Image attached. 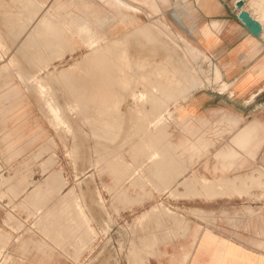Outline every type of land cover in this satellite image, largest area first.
Masks as SVG:
<instances>
[{
  "label": "rangeland",
  "instance_id": "374dc122",
  "mask_svg": "<svg viewBox=\"0 0 264 264\" xmlns=\"http://www.w3.org/2000/svg\"><path fill=\"white\" fill-rule=\"evenodd\" d=\"M98 3L104 5V1ZM119 4L114 1V6ZM256 5L264 22V0H257ZM125 20L122 23L115 14L105 18L104 9L88 0H62L52 5L38 0H0V113H11L16 122L29 115L37 129L43 130H34L31 136L32 174L20 175L23 170L18 167L0 175V264H152L159 258L162 233L169 240L170 227H177L179 233L187 227L182 225L184 217L201 216L200 210L179 204L200 205L203 200L216 199V194L200 192L216 183L184 177V162L171 138L175 107L186 98L167 90L173 84L182 88L190 78L168 79L164 86L153 88L154 77L179 75L183 49L168 31L154 36L146 27H138L135 17ZM136 34L137 40H128ZM193 58L198 68H193L195 76L201 71L202 78L210 79L212 65L206 58L203 63L195 55ZM91 66L96 70L105 67L102 74L106 76ZM214 82H220L217 72ZM100 84L107 87L103 91L101 86L100 91L105 92L101 98ZM10 139L23 140L18 133ZM22 164V169L29 165ZM56 171H61L62 178ZM51 175L57 179L52 180ZM48 181H53L51 187L57 186L55 190ZM190 182L195 184V192L188 191L193 188L186 186ZM48 186L51 192H46ZM173 219L179 223L170 226Z\"/></svg>",
  "mask_w": 264,
  "mask_h": 264
},
{
  "label": "crops",
  "instance_id": "0c3cea01",
  "mask_svg": "<svg viewBox=\"0 0 264 264\" xmlns=\"http://www.w3.org/2000/svg\"><path fill=\"white\" fill-rule=\"evenodd\" d=\"M38 1L52 5L62 0ZM88 1L103 8L104 16L119 14L122 23L135 17L137 26L148 25L154 36L161 31L174 36L183 49L181 74L154 77L153 87L164 86L167 79L190 78L183 90L175 84L167 90L186 98L175 107L171 138L184 162V177L216 183L200 190L208 196L216 194L215 200L179 204L200 210L201 216L184 217L182 225L187 227L179 233L173 226L179 222L173 219L169 240L161 234L159 258L152 264H264V25L262 34L254 36L239 20L237 8L243 1V10L257 20V0ZM114 1L120 4L114 6ZM194 55L212 65L210 79L202 78L201 71L197 72L201 76H195ZM216 72L219 83L214 82ZM11 116L0 113V175L19 167L20 175L29 176L33 171L31 136L34 130H43L29 115L17 122ZM15 133L23 138L19 143L9 140ZM194 185L188 191L195 192Z\"/></svg>",
  "mask_w": 264,
  "mask_h": 264
},
{
  "label": "bare ground",
  "instance_id": "6f19581e",
  "mask_svg": "<svg viewBox=\"0 0 264 264\" xmlns=\"http://www.w3.org/2000/svg\"><path fill=\"white\" fill-rule=\"evenodd\" d=\"M14 1H15V0H14ZM25 1H26V0H25ZM31 1H32V0H31ZM34 2H35V1H34ZM34 2H32V3H34ZM82 2H83V1H82ZM118 2H119V1H118ZM118 2H117V3H118ZM16 3H17V2H16ZM32 3H31V6H32ZM259 3H260V2H259ZM11 4H12V3H11ZM84 4H85V3H84ZM252 4H253V3H252ZM22 5H23V4H22ZM60 5H61V4H60ZM74 5H75V4H74ZM246 5H247V4H246ZM28 6H30V5H28ZM33 6H34V5H33ZM36 6H37V5H36ZM249 6H251V4H250ZM34 7H35V6H34ZM38 7H39V6H38ZM88 7H89V6H88ZM43 8H44V7H43ZM3 9H4V8H3ZM26 9H27V7H26ZM32 9H33V8H32ZM32 9H31V10H32ZM37 9H38V8H37ZM44 9H45V8H44ZM62 9H63V8H62ZM262 9H263V8H262ZM13 10H14V9H13ZM27 10H30V9H27ZM39 10H42V9H39ZM39 10H38V11H39ZM21 11H22V10H21ZM23 11H24V10H23ZM23 11H22V12H23ZM45 11H46V10H45ZM142 11H143V10H142ZM11 12H12V11H11ZM41 12H42V11H41ZM193 12H194V11H193ZM4 13H5V12H4ZM20 13H21V12H20ZM23 13H24V12H23ZM30 13H31V12H30ZM35 13H36V12H35ZM39 13H40V12H39ZM42 13H43V12H42ZM8 14H9V13H8ZM17 14H18V13H17ZM24 14H25V13H24ZM37 14H38V12H37ZM40 14H41V13H40ZM45 14H46V13H45ZM53 14H54V13H53ZM55 14H56V13H55ZM98 14H99V13H98ZM255 14H257V13H255ZM255 14H254V15H255ZM14 15H15V14H14ZM18 15H19V14H18ZM91 15H93V14H91ZM146 15H147V14H146ZM257 15H258V14H257ZM262 15H263V14H262ZM84 16H85V15H84ZM118 16H119V14H118ZM252 16H253V15H252ZM34 17H35V16H34ZM36 17H37V16H36ZM85 17H86V16H85ZM106 17H107V16H105V18H106ZM142 17H143V16H142ZM255 17H256L257 21H259L262 25H264V22L262 21L261 15H260V16H255ZM9 18H10V17H9ZM15 18H16V17H15ZM63 18H64V17H63ZM103 18H104V17H103ZM122 18H123V17H122ZM143 18H144V17H143ZM143 18H142V19H143ZM260 18H261V19H260ZM1 19H2V17H1ZM20 19H22V18H20ZM47 19H48V18H47ZM86 19H88V18H86ZM254 19H255V18H254ZM15 20H16V19H15ZM17 20H18V19H17ZM24 20H25V19H24ZM29 20H31V19H29ZM61 20H62V19H61ZM110 20H111V19H110ZM5 21H6V20H5ZM11 21H12V20H11ZM13 21H14V19H13ZM25 21H26V20H25ZM42 21H43V20H42ZM3 22H4V20H3ZM9 22H10V21H9ZM30 22H31V21H30ZM81 22H82V21H81ZM108 22H109V20H108ZM123 22H124V21H123ZM4 23H5V22H4ZM12 23H13V22H12ZM16 23H17V22H16ZM21 23H22V22H21ZM56 23H57V22H56ZM75 23H76V22H75ZM79 23H80V22H79ZM10 24H11V23H10ZM25 24H26V23H25ZM42 24H43V23H42ZM105 24H107V23H105ZM7 25H8V24H7ZM13 25H14V24H13ZM17 25H18V23H17ZM71 25H72V24H71ZM108 25H109V24H108ZM8 26H9V25H8ZM22 26H23V25H22ZM27 26H28V25H27ZM36 26H37V25H36ZM38 26H39V25H38ZM78 26H79V25H78ZM102 26H103V25H102ZM29 27H30V26H28V28H29ZM33 27H34V25H33ZM33 27H32V28H33ZM61 27H62V26H61ZM75 27H76V26H75ZM82 27H83V26H82ZM103 27H104V26H103ZM146 27H148V25H147ZM149 27H150V26H149ZM5 28H6V27H5ZM9 28H11V27H9ZM15 28H16V27H15ZM18 28H19V27H18ZM48 28H49V27H48ZM148 29H149V28H148ZM152 29H154V28H152ZM12 30H13V29H12ZM36 30H37V28H36ZM36 30H34V32H35ZM73 30H74V29H73ZM16 31H17V30H16ZM133 31H134V30H133ZM147 31H148V30H147ZM24 32H26V31H24ZM29 32H30V31H29ZM44 32H45V31H44ZM44 32H43V34H44ZM144 32H145V31H144ZM153 32H154V31H153ZM32 33H33V32H32ZM40 33H41V32H40ZM45 33H46V32H45ZM146 33H147V32H146ZM7 34H8V33H7ZM21 34H22V33H21ZM28 34H29V33H28ZM30 34H31V33H30ZM43 34H42V35H43ZM51 34H52V33H51ZM94 34H95V33H94ZM129 34H130V33H129ZM147 34H148V33H147ZM19 35H20V34H19ZM35 35H36V34H34V36H35ZM1 36H2V35H1ZM31 36H32V35H31ZM46 36H47V35H46ZM68 36H69V35H68ZM78 36H79V35H78ZM125 36H126V35H125ZM127 36H128V35H127ZM130 36H131V38H130ZM130 36L128 37V40H132V41H133V39H136V40L138 39V38L136 37L137 34H136V35H130ZM133 36H134V37H133ZM155 36H156V35H155ZM39 37H40V36H39ZM56 37H57V36H56ZM135 37H136V38H135ZM138 37H139V36H138ZM145 37H146V36H145ZM157 37H158V36H157ZM15 38H16V37H15ZM28 38H29V37H28ZM80 38H81V37H80ZM93 38H94V35H93ZM140 38H141V37H140ZM148 38H149V37H148ZM29 39H32V38H29ZM35 39H36V38H35ZM95 39H96V38H95ZM125 39H126V38H125ZM8 40H10V39H8ZM15 40H16V39H15ZM53 40H54V39H53ZM84 40H85V39H84ZM149 40H150V39H149ZM149 40H147V41H149ZM181 40H182V39H181ZM24 41H25V40H24ZM27 41H28V40H27ZM38 41H39V40H38ZM40 41H41V40H40ZM50 41H51V40H50ZM66 41H67V40H66ZM82 41H83V39H82ZM125 41H126V40H125ZM139 41H140V40H139ZM153 41H154V40H153ZM25 42H26V41H25ZM32 42H33V41H32ZM61 42H63V41H61ZM68 42H69V41H68ZM109 42H110V41H109ZM140 42H141V41H140ZM140 42H139V44H140ZM28 43H30V42H28ZM28 43H27V44H28ZM42 43H43V42H42ZM53 43H54V42H53ZM84 43H86V42H84ZM115 43H116V42H115ZM125 43H126V42H125ZM149 43H150V42H149ZM0 44H1V42H0ZM4 44H5V43H4ZM21 44H22V43H21ZM30 44H31V43H30ZM88 44H89V43H88ZM128 44H129V43H128ZM6 45H7V44H6ZM42 45H43V44H42ZM44 45H45V44H44ZM47 45H48V44H47ZM65 45H66V44H65ZM94 45H95V44H94ZM102 45H103V44H102ZM3 46H4V45H3ZM15 46H16V45H15ZM23 46H26V45H23ZM23 46H21L22 49H23ZM31 46H32V45H31ZM31 46H30V47H31ZM37 46H40V45L37 44ZM52 46H53V45H52ZM61 46H62V45H61ZM67 46H68V45H67ZM105 46H106V45H105ZM121 46H122V45H121ZM137 46H138V45H137ZM27 47H28V46H27ZM102 47H103V46H102ZM107 47H109V46H107ZM125 47H127V46H125ZM17 48H19V47H17ZM48 48H49V47H48ZM95 48H96V47H95ZM98 48H99V47H98ZM111 48H112V47H111ZM122 48H123V47H122ZM8 49H9V47H8ZM32 49H33V48H32ZM40 49H41V48H40ZM92 49H93V48H92ZM96 49H97V48H96ZM101 49H102V48H101ZM107 49H108V48H107ZM107 49H106V50H107ZM115 49H116V48H115ZM17 50H18V49H17ZM30 50H31V49H30ZM54 50H55V49H54ZM97 50H98V49H97ZM109 50H111V49L109 48ZM117 50H118V49H117ZM119 50H120V49H119ZM168 50L170 51V49H168ZM191 50H192V49H191ZM39 51H40V50H39ZM102 51L104 52L105 49H103ZM193 51H194V49H193ZM21 52H22V51H21ZM31 52H32V50H31ZM35 52H36V51H35ZM44 52H45V51H44ZM44 52H42V53H44ZM70 52H71V50H70ZM73 52H74V51H73ZM108 52H109V51H108ZM110 52H111V51H110ZM114 52H116V51H114ZM120 52H121V51H120ZM38 53H39V52H38ZM124 53H125V51H124ZM173 53H174V52H173ZM175 53H176V52H175ZM179 53H180V52H179ZM30 54H31V53H30ZM32 54H34V52H33ZM35 54H36V53H35ZM44 54H45V53H44ZM85 54H86V53H85ZM94 54H95V53H94ZM96 54H97V52H96ZM105 54H106V53H105ZM113 54H114V53H113ZM41 55H42V54H41ZM41 55H40V56H41ZM87 55H88V54H87ZM107 55H108V54H107ZM171 55H172V54H171ZM20 56H22V54H21ZM27 56H28V55H27ZM34 56H35V55H34ZM44 56H46V55H44ZM49 56H50V55H49ZM57 56H58V55H57ZM61 56H62V55H61ZM84 56H85V55H84ZM93 56H94V55H93ZM100 56H101V55H100ZM103 56H104V55H103ZM114 56H115V55H114ZM32 57H33V56H32ZM177 57H178V56H177ZM22 58H23V57H22ZM28 58H29V57H28ZM34 58H35V57H34ZM86 58H87V57H86ZM97 58H98V57H97ZM101 58H102V57H101ZM13 59H14V58H13ZM24 59H25V58H24ZM24 59H23V60H24ZM30 59H31V58H30ZM36 59H37V58H36ZM44 59H45V58H44ZM47 59H48V58H47ZM55 59H56V58H55ZM94 59H95V58H94ZM204 59H205V57H204ZM26 60H27V59H26ZM31 60H33V58H32ZM42 60H43V59H42ZM53 60H54V59H53ZM57 60H58V59H57ZM98 60H99V59H98ZM197 60H198V59H197ZM16 61H17V60H16ZM40 61H41V60H40ZM40 61H39V62H40ZM50 61H51V59H50ZM82 61L84 62V60H82ZM96 61H97V60H96ZM21 62H22V61H21ZM21 62H19V63H21ZM24 62H25V61H24ZM97 62H98V61H97ZM25 63H27V62H25ZM34 63H35V62H34ZM36 63H37V62H36ZM43 63H44V61H43ZM101 63H102V62H101ZM108 63H109V62H108ZM114 63H115V62H114ZM202 63H203V62H202ZM17 64H18V63H17ZM41 64H42V63H41ZM45 64H46V63H45ZM95 64H97V63L95 62ZM99 64H100V63H99ZM112 64H113V63H112ZM23 65H24V64H23ZM27 65H28V64H27ZM47 65H49V64H47ZM92 65H93V64H92ZM100 65H101V64H100ZM115 65H116V64H115ZM115 65H114V66H115ZM12 66H13V65H12ZM16 66H17V65H16ZM76 66H77V64H76ZM78 66H79V65H78ZM93 66H94V65H93ZM103 66H104V65H103ZM105 66H106V65H105ZM110 66H111V65H110ZM114 66H113V67H114ZM116 66H117V65H116ZM18 67H20V66H17L16 68H18ZM94 67H95V66H94ZM120 67H121V66H120ZM22 68H23V67H22ZM73 68H74V67H73ZM73 68H72V69H73ZM88 68H89V67H88ZM88 68H87L86 70H88ZM91 68H92V66H91ZM97 68H98V67H97ZM100 68H101V67H100ZM104 68H105V67H104ZM104 68H103V69H100V70H96V69H93V68H92V70H93V71L96 70V73L101 72V74H102V72H103V73L105 72V71H104V70H105ZM107 68H108V64H107V66H106V69H107ZM18 69H21V68H18ZM30 69H31V68H30ZM75 69H76V68H75ZM109 69H110V68H108V70H109ZM113 69H114V68H113ZM9 70H10V69H9ZM23 70H24V69H23ZM36 70H37V69H36ZM18 71H19V70H18ZM37 71H38V70H37ZM97 71H99V72H97ZM106 71H107V70H106ZM115 71H116V70H115ZM24 72H25V71H24ZM24 72H23V73H24ZM53 72H54V71H53ZM113 72H114V71H113ZM21 73H22V72H21ZM93 73H94V72H93ZM106 73H107V72H106ZM118 73H119V72H118ZM118 73H117V74H118ZM30 74H31V73H30ZM54 74H55V72H54ZM58 74H59V73H58ZM89 74H90V73H89ZM101 74H100V75H101ZM104 74H105V73H104ZM104 74H102V75H104ZM113 74H114V73H113ZM21 75H22V74H21ZM27 75H29V74H27ZM107 75H110V73L107 74ZM46 76H47V75H46ZM104 76H106V75H104ZM25 77H27V76H25ZM50 77H51V76H50ZM93 77H96V75L93 76ZM107 77H108V76H107ZM111 77H112V76H111ZM111 77H108V78H111ZM29 78L31 79V77H28V79H29ZM97 78H98V75H97ZM101 78H103V77H101ZM101 78H100V79H101ZM104 78H105V77H104ZM46 79H47V78H46ZM51 79H52V78H51ZM65 79H66V78H65ZM84 79H85V78H84ZM84 79H82V80H84ZM100 79H99V80H100ZM186 79H187V78H186ZM186 79H184V80H186ZM111 80H112V79H111ZM167 80H168V79H167ZM39 81H40V80H39ZM62 81H64V80H62ZM92 81H93V80H92ZM92 81H91V82H92ZM105 81H106V78H105ZM109 81H110V80H109ZM36 82H37V81H36ZM42 82H43V81H42ZM53 82H54V81H53ZM60 82H61V81H60ZM67 82H68V81H67ZM168 82H170V81H168ZM40 83H41V82H40ZM45 83H46V82H45ZM51 83H52V82H51ZM62 83H63V82H62ZM79 83H80V82H79ZM85 83H86V82H85ZM87 83H90V82H87ZM41 84H43V83H41ZM64 84H65V83H64ZM64 84H63V85H64ZM107 84H109V83H107ZM113 84H114V83H113ZM199 84H200V83H199ZM201 84H202V83H201ZM201 84H200V85H201ZM73 85H74V84H73ZM81 85H82V84H81ZM97 85H99V83H98ZM105 85H106V84H105ZM149 85H150V84H149ZM42 86H43V85H42ZM53 86H54V85H53ZM56 86H58V85H56ZM77 86H78V85H77ZM83 86H84V85H83ZM101 86H102V84H100V88H98V89H99V92H101L103 89L105 90V89L107 88V87H103V86H102V90L100 91ZM181 86H182V85H181ZM43 87H44V86H43ZM68 87H69V86H68ZM146 87H147V85H146ZM198 87H199V86H198ZM227 87H228V86H227ZM34 88H35V87H34ZM92 88H93V87H92ZM148 88H149V87H148ZM153 88H154V87H153ZM153 88H152V91H153ZM196 88H197V87H196ZM28 89H29V88H28ZM56 89H57V88H56ZM59 89H61V88H59ZM64 89H65V88H64ZM66 89H67V88H66ZM71 89H72V88H71ZM73 89H74V88H73ZM80 89H81V87H80ZM87 89H88V88H87ZM94 89H95V87H94ZM144 89H145V88H144ZM181 89H182V88H181ZM29 90H30V89H29ZM35 90H36V89H35ZM91 90L93 91V89H91ZM104 90H103V91H104ZM145 90H146V89H145ZM182 90H183V89H182ZM46 91H47V89H46ZM51 91H52V90H51ZM57 91H58V90H57ZM3 92H4V91H3ZM29 92H30V91H29ZM49 92H50V91H47L46 93L50 95L51 92H50V93H49ZM69 92H70V90H69ZM69 92H68V93H69ZM73 92H74V91H73ZM76 92H77V90H76ZM85 92H86V91H85ZM89 92H90V91H89ZM176 92H177V91H176ZM52 93H53V92H52ZM82 93H83V92H82ZM95 93H96V92H95ZM101 93H102V92H101ZM101 93H100V94H101ZM103 93H105V92H103ZM103 93L100 95L99 98H101V96H103ZM124 93H125V90H124ZM154 93H155V92H154ZM154 93H153V94H154ZM177 93H178V92H177ZM75 94H76V93H75ZM75 94H74V95H75ZM92 94H93V92H92ZM184 94H185V92H184ZM37 95H38V94H37ZM44 95H45V94H44ZM52 95H53V94H52ZM106 95H107V94H106ZM124 95H125V94H124ZM175 95H176V93H175ZM180 95H181V94H180ZM69 96H70V95H69ZM76 96H78V95H76ZM76 96H75V97H76ZM79 96H80V95H79ZM9 97H10V96H9ZM42 97H43V96H42ZM54 97H55V96H54ZM125 97H126V95H125ZM3 98H4V97H3ZM24 98H25V97H24ZM178 98H179V97H178ZM77 99H78V98H77ZM79 99H80V98H79ZM180 99H181V96H180ZM9 100L12 101L11 99H9ZM42 100H43V98H42ZM55 100H56V99H55ZM74 100H75V99H74ZM74 100H73V102H74ZM88 100H90V99H88ZM56 101H57V100H56ZM56 101H55V103H56ZM1 102H2V101H1ZM28 102H29V101H28ZM32 102H33V101H32ZM71 102H72V101H71ZM77 102H78V101H77ZM77 102H76V103H77ZM105 102H106V101H105ZM109 102H110V101H109ZM9 103H10V102H9ZM9 103H8V104H9ZM98 103H99V102H98ZM0 104H1V103H0ZM32 104H33V103H32ZM47 104L49 105V103H47ZM56 104H57V103H56ZM131 104H133V103H131ZM33 105H34V104H33ZM77 105H78V104H77ZM105 105H106V104H105ZM133 105H134V104H133ZM56 106H57V105H56ZM58 106H59V105H58ZM100 107H101V106H100ZM105 107H106V106H105ZM133 107H134V106H133ZM43 108H44V105H43ZM79 108H80V107H79ZM2 109H3V108H2ZM99 109H100V108H99ZM102 109H103V108H102ZM46 110H47V109H46ZM43 111H44V110H43ZM47 111H48V110H47ZM59 111H61V110L59 109ZM62 111H63V110H62ZM100 111H101V109H100ZM104 111H105V110H104ZM55 112H57V111L55 110ZM81 112H82V111H81ZM107 112H108V111H107ZM47 113H48V112H47ZM60 113H61V112H60ZM61 114H63V113H61ZM103 114H105V113H103ZM57 115H58V114H57ZM107 115H108V113H107ZM105 116H106V114H105ZM108 116H109V115H108ZM50 117H51V116H50ZM114 118H115V117H114ZM65 119H66V118H65ZM94 119H95V118H94ZM121 121H122V120H121ZM94 123H95V122H94ZM114 123H115V121H114ZM86 124H87V123H86ZM112 124H113V123H112ZM113 125H114V124H113ZM116 125H117V122H116ZM121 126H123V125L121 124ZM124 127H125V126H124ZM95 129H96V128H95ZM98 129H99V128H98ZM155 129H156V127H155ZM157 129H158V128H157ZM165 129H166V128H165ZM153 130H154V129H153ZM159 131H160V129H159ZM159 131H158V132H159ZM121 132H122V131H121ZM113 133H114V132H113ZM101 134H102V133H101ZM114 134H115V133H114ZM136 134H137V133H136ZM136 134H135V135H136ZM151 134H152V133H151ZM118 135H119V134H118ZM128 135H129V134H128ZM132 135H133V134H132ZM152 135H153V134H152ZM152 135H151V136H152ZM163 135H164V134H163ZM112 136H113V135H112ZM148 136H150V135H148ZM158 136H160V135H158ZM158 136H157V137H158ZM71 137H72V136H71ZM118 137H119V136H118ZM128 138H129V137H128ZM160 138H161V137H160ZM113 139H114V138H113ZM124 139H125V138H124ZM131 139H133V138H131ZM154 139H155V138H154ZM158 139H159V138H158ZM130 141H131V140H130ZM132 141H133V140H132ZM124 142H125V141H124ZM44 148H45V147H44ZM118 148H119V147H118ZM101 149H102V148H101ZM140 149H141V148H140ZM102 150H103V149H102ZM104 150L106 151L107 149H104ZM104 150H103V151H104ZM112 150H113V149H112ZM112 150H111V151H112ZM143 150H144V149H143ZM48 151H49V150H48ZM113 151H114V150H113ZM146 151H148V150H146ZM146 151H145V152H146ZM132 152H134V151H132ZM141 152H142V151H141ZM155 153H156V152H155ZM131 154H132V153H131ZM36 155H37V154H36ZM106 155H107V154H106ZM136 155H137V154H136ZM140 155H141V153H140ZM146 155H147V154H146ZM155 155H156V154H155ZM40 156H41V155H40ZM147 156H148V155H147ZM149 157H150V156H149ZM49 158H50V157H49ZM138 158H139V157H138ZM145 158H146V157H145ZM50 159H51V158H50ZM148 159H149V158H148ZM134 160H135V159H134ZM135 161H136V160H135ZM162 161H163V160H162ZM49 162H50V161H49ZM49 162H47V163H49ZM140 162H141V161H140ZM156 162H157V161H155V166H154V167H156ZM166 162H167V161H166ZM160 163H161V161H160ZM164 163H165V161H164ZM151 164H152V163H151ZM153 164H154V161H153ZM114 165H115V164H114ZM158 165H159V164H158ZM43 166L45 167L46 165H43ZM137 166H138V165H137ZM150 166H151V165H150ZM160 166H161V165H160ZM160 166H159V167H160ZM161 167H162V166H161ZM163 167H164V166H163ZM45 168H46V167H45ZM110 168H111V167H110ZM113 168H114V167H113ZM147 168H148V167H147ZM151 168H152V167H151ZM76 169H77V168H76ZM114 169H115V168H114ZM155 169H156V168H155ZM159 169H160V168H159ZM162 170H163V168H162ZM187 170H188V169H187ZM130 171H131V170H130ZM154 171H156V170H154ZM157 171H158V169H157ZM254 171H255V170H254ZM56 172L58 173V171H56ZM56 172H54V173H56ZM60 172H61V171H59L58 174H60L59 176L62 178V175H61L62 173H60ZM132 172H133V171H132ZM255 172H256V171H255ZM50 173H52V172H50ZM128 173H129V172H128ZM161 173H162V172H161ZM163 173H164V172H163ZM58 174H56V175H54V176L57 177ZM132 174H133V173H132ZM159 174H160V173H159ZM167 174H168V173H167ZM128 175H129V174H128ZM168 175H169V174H168ZM168 175H167V176H168ZM171 175H172V174L170 173V176H171ZM1 176H2V175H1ZM51 176H52V175H51ZM51 176H50V178H51L52 180L57 179L56 177H54V176L51 177ZM59 176H58V177H59ZM146 176H147V175H146ZM155 176H156V175H155ZM160 176H162V175H160ZM157 177H158V176H157ZM47 178H49V177H47ZM50 178H49L48 180H50ZM61 178H60V179H61ZM7 180H8V179H7ZM46 180H47V179H46ZM51 182L53 183V181H51ZM51 182L48 181L47 184H50ZM174 182H175V181H174ZM54 183H55V182H54ZM131 183H133V182H131ZM162 183H163V181H162ZM180 183H181V182H180ZM31 184H32V183H31ZM160 184H161V183H160ZM181 184H182V183H181ZM189 184H190V185H189ZM51 185H53V184H50V187H51ZM38 186H39V185H38ZM186 186L191 188V187L193 186V182H190V183H188V184L186 183ZM34 187H35V186H34ZM48 187H49V186H48ZM48 187H47V188H48ZM50 187L48 188L49 190H47L46 192H51L52 189H54V188L57 187V186H55V187L52 186V187H53V188L51 187L52 189H51ZM58 188H59V186H58ZM58 188H57V189H58ZM38 189H40V187H39ZM50 189H51V191H50ZM57 189H56V190H57ZM54 190H55V189H54ZM54 190H53V191H54ZM23 191H25V190H23ZM34 191L36 192V189H35ZM39 191H41V190H39ZM29 192H30V191H29ZM29 192H28V193H29ZM35 192H34V193H35ZM69 192H70V191H69ZM14 193H16V192H14ZM38 193H39V194H40V193L42 194V192H38ZM43 193H44V192H43ZM52 193H53V192H52ZM55 193H56V192H55ZM39 194H38V195H39ZM47 194H48V193H47ZM70 194H71V193H70ZM70 194H68V195H70ZM54 195H55V194H54ZM68 195H67V197H68ZM25 196H26V195H25ZM52 196H53V195H52ZM47 197H48V196H47ZM258 197H259V196H258ZM68 198H69V197H68ZM25 199H26V198H25ZM48 199H49V198H48ZM53 199H54V198H53ZM37 200H38V199H37ZM56 200H57V199H56ZM56 200H55V201H56ZM68 200H69V199H68ZM57 201H58V200H57ZM41 202H42V200H41ZM44 202H45V201H44ZM49 202H50V201H49ZM8 204H9V203H8ZM41 204H42V203H41ZM57 204H58V203H57ZM21 206H22V205H21ZM53 206H54V205H53ZM42 207H43V206H42ZM56 207H57V206H56ZM56 207H55V208H56ZM49 208H50V207H49ZM47 209H48V208H47ZM37 210H38V209H37ZM41 210H42V209H41ZM58 211H59V210H58ZM58 211H57V212H58ZM47 212H49V211H47ZM66 213H67V212H66ZM32 214H33V213H32ZM43 214H46V213H43ZM40 217H41V216H40ZM56 223H57V222H56ZM0 236H1V235H0ZM147 239H148V238H147ZM155 239H156V238H155ZM154 243H155V242H154ZM154 243H153V244H154ZM157 243H158V242H157ZM155 245H156V244H155ZM150 246H151V245H150ZM152 249H153V248H152ZM144 260H145V259H144ZM142 263H143V262H142Z\"/></svg>",
  "mask_w": 264,
  "mask_h": 264
},
{
  "label": "water",
  "instance_id": "95a60500",
  "mask_svg": "<svg viewBox=\"0 0 264 264\" xmlns=\"http://www.w3.org/2000/svg\"><path fill=\"white\" fill-rule=\"evenodd\" d=\"M244 2L237 3V8L240 11L238 16L239 20L249 29V31L256 37L260 36L263 32L262 24L255 20L247 11L243 10Z\"/></svg>",
  "mask_w": 264,
  "mask_h": 264
}]
</instances>
